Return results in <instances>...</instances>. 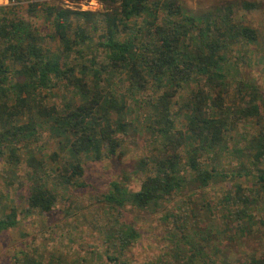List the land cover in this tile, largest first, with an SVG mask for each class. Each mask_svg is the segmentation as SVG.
I'll list each match as a JSON object with an SVG mask.
<instances>
[{
	"label": "trees",
	"instance_id": "obj_1",
	"mask_svg": "<svg viewBox=\"0 0 264 264\" xmlns=\"http://www.w3.org/2000/svg\"><path fill=\"white\" fill-rule=\"evenodd\" d=\"M101 2L105 13L32 4L28 12L43 20L44 29L15 6L0 7V157L18 166L19 144L29 148L45 129L61 139L53 165L29 156V208L53 211L59 195L51 179L82 187L84 160L122 154L123 137L133 125L132 101L139 111L148 109L143 122L155 151L139 163L140 190L114 181L105 204L147 210L193 185L207 188L223 177V156L236 139L246 145L236 146L240 164L224 198L225 224L235 240L253 236L264 204V94L255 82L234 78L232 67L263 43L259 30L236 12H264V5L241 1L194 16L179 0ZM55 91L62 104L54 102ZM250 123L256 133L245 138L241 129ZM61 154L67 159L63 168L55 159ZM203 207L212 210L208 203ZM195 211L166 217L175 227L172 240L178 238L175 264H210L209 250H219L211 242L222 231L201 225L204 219ZM17 225L13 209L0 219V233ZM104 232L113 252L108 260L128 264L124 255L140 233L118 220ZM15 264L44 263L26 253ZM245 264H264V256Z\"/></svg>",
	"mask_w": 264,
	"mask_h": 264
},
{
	"label": "rangeland",
	"instance_id": "obj_2",
	"mask_svg": "<svg viewBox=\"0 0 264 264\" xmlns=\"http://www.w3.org/2000/svg\"><path fill=\"white\" fill-rule=\"evenodd\" d=\"M241 1L256 2L264 5V0H179L184 8L194 16H202L210 11L222 9L230 4ZM35 3H50L73 10L105 13L106 5L101 0H0V7L15 6L21 17L46 28L43 20L31 17L28 9ZM239 19L257 28L262 35V48L249 53L246 62L232 67V76L255 82L264 94V12L237 11ZM41 28V29H42ZM98 39V38H96ZM254 47H252L253 49ZM101 52L99 53V55ZM235 57H238L234 52ZM103 55V54H102ZM238 61L235 60V62ZM117 83V80H115ZM54 102L63 103V97L54 92ZM133 106L132 128L124 136L122 154L103 160H84V176L82 187L59 185L51 179L50 184L56 186L59 195L58 203L49 213L30 209L28 196L32 180L29 156L36 155L46 167L53 165L54 153H59L61 139L48 129L42 131L41 139L30 145L19 144L20 162L13 166L7 158L0 157V219L5 218L15 209L18 225L0 233V264H15L16 258H23L26 253L42 258L44 264H114L107 256L113 254L105 244V233L115 220L132 225L141 235L140 240L129 248L124 258L128 264H175L173 250L176 236L174 224L166 217L192 210L202 215L201 225L213 228L219 232L218 240L211 245L218 246V252L213 253L210 264H245L251 258L264 256V204L260 206L258 227L253 236L235 240L234 233L228 229L223 210L224 198L235 186L232 173L238 169L240 156L235 152L246 145L244 141L230 142L229 151L223 156L221 172L223 177L216 179L209 187L199 188L193 185L184 192L175 195L170 200L152 209L139 210L133 206L114 209L105 204L104 195L110 190L112 182L117 181L131 191H138L144 180V175L138 171L140 161L154 153V146L143 122V115L148 109L140 111ZM180 106L175 108L179 111ZM264 113V107H263ZM184 119H179L183 126ZM256 126L251 123L241 129V134L249 138L256 133ZM7 152V150H3ZM61 154L57 164L63 168L67 159ZM58 180V179H57ZM248 184L245 185V187ZM210 205V212L203 205ZM222 205V206H221ZM216 207H218L216 209ZM189 209V210H188ZM201 210V211H200ZM213 211V212H211ZM173 220V219H170ZM221 229V230H220Z\"/></svg>",
	"mask_w": 264,
	"mask_h": 264
}]
</instances>
